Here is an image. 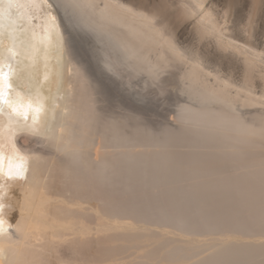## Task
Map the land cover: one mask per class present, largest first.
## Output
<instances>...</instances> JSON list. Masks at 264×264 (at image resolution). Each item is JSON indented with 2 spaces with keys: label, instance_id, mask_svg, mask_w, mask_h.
Masks as SVG:
<instances>
[{
  "label": "bare ground",
  "instance_id": "6f19581e",
  "mask_svg": "<svg viewBox=\"0 0 264 264\" xmlns=\"http://www.w3.org/2000/svg\"><path fill=\"white\" fill-rule=\"evenodd\" d=\"M43 1L13 0L9 8L8 0H0V37L10 41L0 52L5 71L11 63L8 98L42 107L35 130L28 127L31 114L24 120L7 106L0 113V152L5 157L0 185L6 190L0 206L17 207L13 224L7 210H0V264H96L98 252L100 259H113L111 254L119 250L115 241L154 240L165 241L161 247L168 248L163 252L170 264L183 259L191 264V254L196 257L200 247L209 255L204 252L208 256L196 264H264V52L229 36L228 27L207 6L209 0H52L61 12L65 60L45 117L42 85L51 64L44 58L31 84L30 63L40 47H48L59 23L41 10ZM190 19L196 38L211 43L214 56L240 67L242 82L211 69L212 54L184 50L177 32ZM9 49L15 52L11 58ZM20 69H26L23 77ZM143 75L154 83L175 76L186 96L175 117L179 128L168 126L172 134L165 128L167 144L158 139L149 143L142 131L143 99L134 81ZM256 87H261L260 95ZM112 90L117 97H128L129 104L118 102L119 110L113 111ZM22 135L34 138L23 153L14 143ZM160 142L165 153L157 150ZM178 142L190 149L188 170L181 173L171 158L174 152L184 154L173 151ZM14 153L28 157L22 177L7 174V160ZM149 157L156 168L154 163L147 166ZM199 177L211 184L200 187ZM238 184L243 193L240 185L235 190ZM208 192L214 202H207ZM236 194L250 202L249 215L248 208L241 211L242 201L236 203L239 208L233 204ZM92 215L98 221L95 231L86 222ZM152 226L180 232L175 238L181 239L143 232ZM118 227L130 234L117 240L108 231ZM94 232L103 241L101 248L92 239ZM214 241L223 247L216 249ZM147 256L154 258L153 251Z\"/></svg>",
  "mask_w": 264,
  "mask_h": 264
},
{
  "label": "rangeland",
  "instance_id": "374dc122",
  "mask_svg": "<svg viewBox=\"0 0 264 264\" xmlns=\"http://www.w3.org/2000/svg\"><path fill=\"white\" fill-rule=\"evenodd\" d=\"M43 2H45V3H42L43 5H42V9L41 10L44 11V12L47 11L45 13L50 12L49 14L52 17L53 21L55 20L54 22H56V24L59 23L57 25V28L58 27L59 28H58L57 32H56V30H53L51 42L49 43L48 47L47 48L40 47L38 49V51L36 52L35 60L30 63V68H31V72H32V76L30 77V82L32 84L33 83L32 81L35 80L36 78H38V71H39L40 65L42 64L43 59L44 58H47L48 63L51 64V70H50L49 77L44 81V83L42 85V90L47 94V106L48 107L45 109V114H46L45 117H47L48 114H49V111H50L49 105H51L50 102H52V95H54V92L52 90H53L54 87H55L54 89L57 90V88L59 87V84L61 82V81L59 82L58 80H60L59 79L60 78V75H59V73H60V66L63 63V61L65 60V57L63 55V50L65 48V44H64L65 43L64 42L65 41V38H64L63 32H61L62 31V29L60 27L61 26V12H59V9H58L59 6H58V4H56V2L55 1H52V0H44ZM208 2L209 3H207V6H210L212 8L213 12L215 11L214 12L215 13V17L217 18V20H219L218 21L219 24L221 26L228 27L227 30H228V34H230L229 36L234 37L235 40H237L238 42H241L242 44L251 45L253 47L258 48L259 51L262 50L264 52V0H209ZM168 11H167V13H168ZM62 15H64V16H62V18L65 19L64 18V17H66L65 13L62 12ZM34 19L36 20V18H34ZM179 29L180 30H178L177 36H178V39L181 41L182 46L184 47V50L187 48L188 50L186 49V51L187 52L189 51L190 53L195 52V50L196 51H200L201 50L204 54L205 53L206 54L208 53L209 56H210V54H212V56H210L211 59H213V60L210 59L211 65H212V66L210 65L211 66V69L218 70L220 72V74H222L223 76H226V77H229V78L231 77V79H234L237 82H242V78H241V74L242 73H241V70H240V67L239 66H237L234 63H231V62H228V61H224V60L222 62V60H219L216 56H214V52H212V51H214V48L212 47L213 45L211 43H208V42H200L198 40V38H196L195 31H193L194 30V22H193V19L192 20L190 19V21L189 20L186 21V23H184V25L182 24ZM59 33H60V35H59ZM9 45H10L9 39H7V37L1 36L0 37V52L3 51L4 49L5 50L8 49ZM184 45H186V46H184ZM44 50L46 52V56L44 55ZM189 52H188V54H189ZM216 58L218 59V61H217ZM22 59L26 61V58L22 57ZM25 74H26V69H20L19 70V75L21 77H23ZM54 77L56 78L55 80H54ZM171 77H172V79H171ZM171 77H169L170 79L168 78V79H165V80L160 78V79H158V80L155 81L156 83H154V81H152L153 82L152 83V82H150L143 75V76H139V78L135 79V81H134V82H137L138 83L137 86L135 85V88L138 87V89L141 92L142 99H143L142 100V103H141V105H142L141 106V112H142L141 113L142 131L144 133V136H145L146 140H149V143H151L150 140H157V139L159 141H164V140L166 141V139H168V138H166L167 135L169 133H171V132H169V130H173L172 127L174 129H176V128L178 129L179 128V124L175 120V117L178 114V110H179L178 108H179V106L181 104H184V102L187 99H186V96H183V94H181L180 91L178 90L179 89V82L177 81V79L175 78V76H174L175 79L173 78V76H171ZM54 81H55L56 84L54 83ZM57 84H58V86H57ZM170 85H172V86H170ZM176 85H178V86H176ZM125 87H127V86H125ZM255 90L260 95L261 87H256ZM112 92H113V90H112ZM112 92L109 91L108 97L109 98L111 97L109 99V101H110V105L112 106L111 109L113 111H117L119 105L121 103L123 104V101H126V102L127 101H130V99L128 97H126V98H120V97H117L116 94H114L115 91L113 93ZM144 99H146V100L144 101ZM184 99H186V100H184ZM118 102H121V103H118ZM127 103L129 104V102H127ZM47 109L49 111H47ZM168 126L171 127L169 130H168ZM165 128L168 130L167 131L168 134H167V132H165V130H166ZM162 135H163V137H162ZM20 136H18V137L15 138L16 140L14 141V143H15L16 147L23 153V150L26 149V147L28 145H30V144L33 143V139L34 138L33 139L31 138V140H30V138H28V137H24L23 135H22V137H20ZM164 136H166V137H164ZM27 138H28V140H27ZM160 138L161 139L163 138V140H161ZM176 140H175V143L177 142ZM161 143L162 142H160V147L157 150H158V152L165 153L166 151L162 148L163 145ZM182 143L181 142H178L177 144H175L176 145L175 147L177 149H175L174 146H173V148H174L173 151L174 150L178 151L180 149L179 151L181 152L182 150L183 151L185 150L184 151V154L181 157H179L180 155H178L175 152L171 154L172 160L174 162H177L178 161L177 163L180 164L179 165V168H181V169L179 170V172L181 170H184V169L185 170H188L187 169L188 168L187 167L188 158L186 156V153H187V151H188V154L190 152L189 151L190 149L188 147H183ZM145 144H146V146H148V141H146ZM166 144H167V141H166ZM19 145H20V147H19ZM146 146H144V148ZM21 147L23 148L22 150H21ZM150 147L151 146L149 144V147L148 148L150 149ZM151 150H152V148H151ZM146 151H149V150L146 149ZM178 157H179V160H178ZM147 159L150 160V159H153V158L149 157ZM149 160H147L146 163ZM154 160H150L148 162L149 165L147 164V166L148 167H150V166L153 167L155 165ZM156 161L158 162L157 163L158 164L157 166L160 169L161 163L158 160H156ZM183 162H184V165H183ZM153 163H154V165H153ZM154 167L156 168V165ZM163 167H164V170H165V166H163ZM163 167H161V171H163ZM159 169L157 168L156 170H159ZM179 172H178V174H179ZM174 178H176L175 175H174ZM179 178H181V176L178 175V177L176 179L179 180ZM199 178L202 179V177H199ZM187 179H189V178H187ZM200 179L197 178V181L196 182L199 184L200 187L204 186V188H206L205 187L206 184H208L210 182L207 181L208 183H206V181H204V179H206L205 177H203L202 180H200ZM210 179H207V180H210ZM248 179L249 178H247V180ZM231 180L233 181L235 179H231ZM1 182H2V180L0 179V184H1ZM188 182H186V183H188ZM189 184H192V183H189ZM233 184L235 185V182ZM239 185L240 184L236 185L235 190H238L240 188L239 190L242 191L241 190V185H240V187H239ZM207 187H208V185H207ZM144 190H146V193L149 196H153L152 190L148 189L147 187H144ZM142 193H143V195L146 196V193L144 191H142ZM209 193L210 192H208L207 194H205L208 197L206 199L207 202H209V200H212V199L215 201L214 194L212 193L213 194V196H212V194L210 193L211 194L210 195ZM239 193H243V191L242 192H239ZM7 195H8V193H7ZM7 195L5 197H3L2 199L3 200L6 199L7 198ZM239 195L240 194H236V198L233 199V204L237 208H239V206L237 204H240L238 201H242L243 202V200H244V199L239 200ZM11 196H13V194ZM162 196L164 198H166L165 197L166 196L165 193H163ZM232 196L235 197L234 194ZM212 197H214V198H212ZM247 200L249 201V199H247ZM12 201H13V197H12ZM244 201H246V200H244ZM249 203H244V202L242 203L243 206L245 204L247 205L245 207H243V206L241 207V211L244 208H248V209H246V212L243 211V212L246 213V215L247 214L249 215V206H248ZM214 204L215 203H213V205ZM210 205H212V202H211ZM1 209L2 210L3 209L4 210H7L8 214L10 215V219H12V220H10V222L13 224L14 223V220L16 218V214H17V207L9 204L7 206H2V208H0V210ZM218 211H221V209L218 208L217 209V212ZM136 220H135V223L134 224H136V226H138V227L141 226L142 223L141 222H138ZM86 222H87V225L92 229V231H95L96 226H97V222H98L96 220V218L92 215V218L90 219V221H86ZM143 232L144 233H147V234H160V235H162L164 237H170V238H174V239H181V238H178V237L175 238V236L181 234L180 232H174V233L169 232V230L166 227H153L152 226V228H148L147 230H145ZM108 233H110V235H112V237L115 236V238H116L118 236H121V237L127 236L128 234H130V230L127 229V228H124V227H118V228H113V229L109 230ZM115 238H112L111 241L117 239V238L116 239ZM92 239H94V241L98 244L99 247L100 246L101 247L103 246L102 245L103 244V241L101 240V238L99 236V233H95L94 232L92 234ZM252 240H254V239H252ZM161 241L160 240L159 241H156L157 244H156L155 240L154 241H143L141 244H136V243L133 244V243L124 242V241H120V242L115 241V242H117V243H114L115 244V247L117 249H119L117 251L113 247L114 244L111 242L112 243L111 246L115 249V251H116L117 254L113 253L114 252V249L112 248L113 249L112 250L113 251L112 252L113 254H111L110 257H112V255H113V259L110 258V260H109V258L107 260L105 258H104L105 260L104 259H100L101 256L99 255L100 252H98V251L100 250L101 247L98 248L97 247V244H96V247L99 249V250L96 251V253L97 252L98 253L95 254V256L97 255L95 257L96 258V264H115V263L116 264H123V263L124 264H126V263L128 264L129 263L130 264L131 260L133 261V262H131V264H135V263L136 264L137 263H139V264H153V263L154 264H170L169 262L167 263L166 260H164V257H165L164 255H166L167 252L165 254L163 251H165V250L168 251V248L164 247V249H165L164 250L162 247H163V245L166 246V243L164 241L163 242L164 244H163ZM120 243H121V245L123 243V246H121ZM182 243H184V245H182ZM207 243L208 244L210 243V244L213 245V242L211 240H209ZM215 243H214V247L219 244L218 247L217 246L215 247L216 249L217 248H220V247L221 248L223 247V245H222L223 243L220 244L219 241L218 242H215ZM179 244L182 245V246H185V245L189 246L187 243L185 244V242H178L176 245L179 246ZM199 244L204 245L203 242H200ZM230 244H232V243H230ZM252 244L255 245V244H257V242H255V243L252 242ZM260 244L263 245L264 242H263V244L262 243H260ZM126 246H128L129 248L127 247V249H126ZM190 247H191V245H190ZM195 249L198 251L197 252L198 255H196V257L198 259L194 256V254H191L192 252L196 251ZM195 249H194V251L192 250V252L190 253L194 257L193 259L191 258L189 260V261H191V264H192V261L194 262V261L197 260L196 262L193 263V264H196V263L200 262L202 259H204L205 257H207L209 255V252L208 251L206 252L205 247H203V248L200 247V248H195ZM151 250L153 251L154 258L148 259L147 254ZM199 250H201V254H199L200 253ZM204 252H206L208 255L206 253H204ZM118 253L120 255H118ZM190 257H188V253H187V259L190 258ZM114 259L117 260V261H115ZM134 259L136 260V262H135ZM168 259H169V257L167 258V261H168ZM183 260H186V259H183ZM183 260H181V261H178L177 260L175 262V264H190L189 262L186 263L187 260H186V262L184 261V263H183L182 262ZM119 261H121V262L118 263Z\"/></svg>",
  "mask_w": 264,
  "mask_h": 264
},
{
  "label": "snow or ice",
  "instance_id": "6c2138e0",
  "mask_svg": "<svg viewBox=\"0 0 264 264\" xmlns=\"http://www.w3.org/2000/svg\"><path fill=\"white\" fill-rule=\"evenodd\" d=\"M13 0H8V7H13ZM15 55L12 49H9L10 58ZM8 71H5V64L0 62V113L3 112V106H7L11 113L22 117L24 120H28L31 114L32 125L28 126L35 130V125L39 120L40 113L42 112V107L37 104L33 105L31 102L24 103L22 101H12L8 98V89L11 87L9 83V78L11 75V63L7 64ZM5 157L2 152H0V174L5 172ZM26 171L23 163V157L19 156V153H14L12 157L7 160V174L11 176L22 177ZM2 208V206H0ZM2 223V221H0Z\"/></svg>",
  "mask_w": 264,
  "mask_h": 264
},
{
  "label": "clouds",
  "instance_id": "9594fccd",
  "mask_svg": "<svg viewBox=\"0 0 264 264\" xmlns=\"http://www.w3.org/2000/svg\"><path fill=\"white\" fill-rule=\"evenodd\" d=\"M19 156L20 157H23V163H24V167H25V169H26V165H27V163H28V157L27 156H25V155H21V154H19ZM5 188H4V186L3 185H0V196H3L4 194H5Z\"/></svg>",
  "mask_w": 264,
  "mask_h": 264
}]
</instances>
